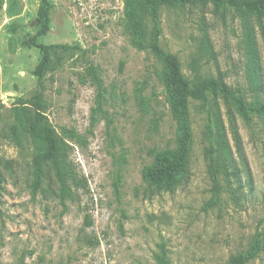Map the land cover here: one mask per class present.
<instances>
[{
	"label": "rangeland",
	"instance_id": "rangeland-1",
	"mask_svg": "<svg viewBox=\"0 0 264 264\" xmlns=\"http://www.w3.org/2000/svg\"><path fill=\"white\" fill-rule=\"evenodd\" d=\"M42 2L0 0V264H156L160 246L171 264H227L262 242L264 118L254 103L264 102V91L252 83L247 28L264 85V21L224 2L161 11V46L179 58L190 80L223 76L229 95L217 97L219 114L230 146L229 113L243 142L239 200L223 191L209 206L210 105H190L187 182L173 192L150 189L144 170L157 152L177 146L161 64L131 44L124 0H51L48 29L39 35ZM34 37L52 47V67L42 76ZM35 96L70 148L74 177H68L65 199L52 166L42 187L34 188L33 149L16 113L35 110ZM240 103L245 116L237 111ZM247 264H264V250Z\"/></svg>",
	"mask_w": 264,
	"mask_h": 264
},
{
	"label": "trees",
	"instance_id": "trees-1",
	"mask_svg": "<svg viewBox=\"0 0 264 264\" xmlns=\"http://www.w3.org/2000/svg\"><path fill=\"white\" fill-rule=\"evenodd\" d=\"M51 0H43L39 11V35H44L49 25ZM210 2L228 3L237 12L255 16L260 22L264 21V0H124L125 29L131 44L139 49L151 53L161 64V79L166 87V98L173 120L176 122L177 146L172 150L157 152L154 160L143 173V178L150 189L157 192H173L185 182L190 173V160L193 143V129L191 122L190 105L192 101L210 105L209 115L213 127H208L206 139L208 147L205 151L208 162V173L212 183V200L209 206L219 203L220 195L227 191L234 202L239 200L242 191V174L246 166L244 147L239 129L233 114L229 113V133L233 146L231 147L223 120L219 114L217 97L227 98L229 88L223 76L218 78L188 79L182 71L179 58L163 49L161 46L163 8L207 7ZM247 43L250 55V69L252 83L256 91H264V85L259 81L260 61L256 51L255 41L249 28ZM30 43L40 49L42 62L36 69V74L42 76L52 67V47L37 42V37ZM198 64L193 69L198 72ZM209 96L213 102L210 104ZM36 109L25 107L16 113V124L20 132L27 136L33 149L35 165L34 188L40 189L44 177L47 176L49 166L55 171L60 183L61 199L71 196L68 177L73 179V172L69 165V147L60 139L50 125L47 117L41 111V101L34 97ZM254 110L264 118V102L254 103ZM240 115L245 116L243 104L237 106ZM264 127V122H263ZM241 162V167L238 165ZM49 177V175H48ZM4 180L0 178V203ZM264 250V240L256 241L247 251L233 256L227 264H247L257 258ZM156 264H171L170 257L164 246L154 256Z\"/></svg>",
	"mask_w": 264,
	"mask_h": 264
}]
</instances>
